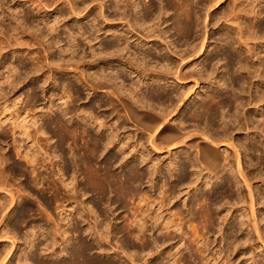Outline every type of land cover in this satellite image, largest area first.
<instances>
[{"label": "bare ground", "instance_id": "6f19581e", "mask_svg": "<svg viewBox=\"0 0 264 264\" xmlns=\"http://www.w3.org/2000/svg\"><path fill=\"white\" fill-rule=\"evenodd\" d=\"M13 1L17 4V7L15 8L11 5L13 12L9 17L8 28L4 29L0 25V58L4 52L8 51L13 58L24 57L25 60H32V66L26 67L21 64L18 68L11 67L12 70L9 71L8 75H5L4 71L0 72V144L3 149V144H8L12 135V148L16 153V157L23 158L34 169L32 171L33 176L30 177L27 185L22 187V184H17L16 182L14 169L4 167L11 160V155L5 151L0 152V253L2 250L7 252L0 264H12L13 257L17 255V253L13 252V246L17 242L18 227L24 223L27 215H36V209L33 205L25 204L19 206L18 202L24 201L30 196V191L34 187L44 184L45 181H50L53 184L51 188L56 192L55 203H60L59 207H63L62 211L68 219L67 224L64 225V228L62 218L57 221L47 214L49 218L45 219L51 225V227L48 226L50 233H41L39 236L34 235L32 239L27 236L25 238L28 245L27 249L23 254V258L19 255L20 258L18 257L19 262L17 264H114L113 262L100 261L94 257L92 255L94 244L83 240L82 237L88 235L96 240V236L103 237L104 231L110 232L111 229L112 231L114 229L119 233L122 228L118 225H112V222L100 221L97 212L91 209L90 212L95 213L96 220L90 222V225L88 224L85 229V224L82 225L81 223L85 222L86 219L83 218L82 212L74 206L78 202V197L84 194V190L95 194L93 207L97 208H102L106 202H109L107 201L108 196L114 192L117 194L116 196L121 197L119 203L127 209L129 207L128 204L126 205L128 197H136L138 199L136 206L133 207V210H130L132 219L129 220L130 223L128 225L125 224L123 226V230L128 235L140 240L143 243V250L148 249L151 251V247L159 244L158 239L149 233H159L161 236L169 237L171 241L175 239L173 234H179L180 244L185 243L187 253H169L166 258L162 257L163 259L157 264H195L196 258L199 264H237V261L232 257L234 250L241 251V247L238 248V246L254 242L251 241L250 233L248 232L246 234L242 233V236L246 238L244 243L238 240L239 232H243L242 226L246 225L245 216L239 212L238 217L241 220L230 225V220L232 218L233 220L238 219V217L229 215L230 218H228L226 215L222 219L227 222V226H222L224 223L223 221L219 222L216 210L211 209V206L207 207V203L206 205H203L204 202L202 203V200H204L216 205L220 197L227 199V201L236 200L234 195L240 197V183L237 181L238 178H233L234 170L248 188L252 204L250 226H252L257 241L264 244V227L262 226L263 229L261 227V222L264 219H259L256 215L257 208H255L257 204L264 205V193L262 191L264 188V180H262L264 172L261 171L256 174L254 171H246L244 169V163L248 164L250 168L254 167L256 159V166L257 164L260 166L264 165V58L261 57L264 52V46L261 44L264 42V25L259 24L260 17L263 14L260 7H262L261 4L264 3V0H231V4L221 11V16H218L217 12L210 15V10L222 7L228 0H199V2L197 0H147L143 6H141L142 1L140 0H134V2L130 0H113L115 8L120 11L119 18L127 20L128 28H123L120 32L114 25L110 26L108 28L109 32H111L109 36L113 40L110 43H105L103 41L105 33H101L100 28H93L95 34L80 27L79 34H77L80 36L75 34L69 37L70 43L69 48L66 47L67 49L61 45L60 36H57V34L53 36L54 32L60 28V20L57 17L55 21L51 22V14L45 12L48 7L53 5H56V8L70 5V10L77 16L81 12V7L76 0H29V7H32V11L35 12L25 14L21 18L17 17L16 13L20 12L19 8L26 5L28 1ZM100 5L101 8L108 6L107 2L104 1ZM210 5H212L211 9L209 8ZM197 7L200 8V12L197 11ZM58 11L60 15H64L63 10L60 9ZM171 11L173 13L171 15L168 13L165 21L173 20L174 31L186 39L192 36L194 28L200 25L203 17L205 37L201 45L193 46L192 54L187 55L185 53L180 56L175 70L167 63L164 65V70H161L157 77H152L151 69L142 63L124 58L120 53L128 50L129 43L135 42L139 48L149 45V41L140 35L141 29L146 31L147 37L156 36L162 41L166 49H170L171 46L166 36L167 30H160L157 25L154 28L146 26V24L159 20L161 13L164 14ZM90 16V13H88L85 18ZM112 16H116V14ZM35 17L42 19V22L45 23L44 28L29 25L30 19ZM101 17L106 21L110 18V15L102 13ZM219 18H223L226 22L236 24L239 27L236 32L237 39L233 38L231 40L230 47L228 46L229 42L227 44L229 40L223 43L220 47L221 53L216 56L218 62H225L224 65L227 68L226 80L236 87L235 92L232 94H220V92L206 91L203 95L201 94L202 97L200 98L201 100L198 99L199 102L190 103L187 105L188 107L183 115L178 116L179 104H174V102L176 99L179 102L184 100L182 99L184 91L181 90L180 94H174V90H171V88L177 84L182 85L188 80H195L197 85L199 84V79L202 80L204 71L208 69L206 63L209 56L207 55L204 58L203 68L200 70L194 69L197 70L194 72L190 67L193 62L191 55L197 57L198 54L206 53L205 41L209 27L206 22L208 19L211 22L212 19ZM252 22L255 24L254 26H252ZM229 36L231 38L233 35ZM79 37L89 39L90 42L94 41L95 43L90 45L92 49L98 45L100 49L107 53L115 54L120 62L116 68L121 67L124 71L130 73L132 77L137 78L135 90H146L141 91L142 93H140V96L138 95L139 97L134 94L135 92H130L129 96L126 93L128 90L126 91L125 88L117 83L119 78L118 71L114 75H110L106 73L103 66L99 68L100 70L97 69L101 72L100 76L89 72V69L98 67L101 62L95 63V61L75 59L76 52L82 47V41L78 39ZM124 42H127L125 46H123ZM57 45L60 54L67 51L73 56H69V61L65 67L61 65L56 68L57 71L56 73L54 72L55 76L53 77L50 74V70H48V73L45 69H51V66L54 65V58L51 52ZM25 46H37L39 52H34L33 50L27 52L22 48ZM234 49L238 50V52H234ZM60 60L62 61L63 59ZM1 61L0 59V64ZM23 73H25V76H23ZM70 75L88 87L93 93L98 90L105 91L109 96V100L105 103L106 106L113 110H122L127 122L143 133L152 149H166L169 153L172 150L180 149L183 151L171 158L169 166L165 165L163 161H154L150 153L138 151L131 153L132 157L138 158L137 161L134 159H132L134 161H128L127 157L130 154L127 156L122 153L125 147L119 148L120 155L117 153L111 155L110 151L113 150V146L117 147L116 143L119 141H117L118 133L112 130L113 127L111 128L108 124L107 116L96 113L90 105L85 106L83 109L78 108L74 105L73 100H65L62 104L51 105L46 111L37 112L38 114L34 113L32 123L28 122L29 113V118L24 117L20 121L21 111H14L16 102L11 101L12 97H14L13 95L19 90V85L27 81L28 78L37 82V86L29 94V97L32 96L31 105L34 106L39 102V91L45 92L48 82L50 83L55 78L54 83L56 84L59 81L56 76L64 77ZM154 83H160V86L155 88L153 87ZM68 85L71 86L70 91L74 90L80 97L76 85L72 82H69ZM136 92L139 94V91ZM68 94V98H71L70 92ZM65 95H67L66 91L59 99L63 100ZM155 103L161 107L159 108V113L155 111ZM248 106L257 108L255 115L248 114L249 111L246 109ZM84 111H89L91 120L87 119L85 113H83ZM79 112L83 115L80 116ZM188 120L205 122L208 127L215 131V134L209 133L210 129L207 131L205 128H186ZM9 121L11 122L8 123ZM127 122L125 126L128 125ZM6 124L9 127H6ZM244 129L248 133L246 136H240ZM20 136L21 138L24 137L27 142L29 141L28 143H32L30 148L28 147L29 151H21V145L18 144ZM53 136L57 137V141H55L57 145H51ZM53 147L57 148L58 153L52 152L48 156L53 159L60 158L57 161L58 163L55 161L56 163L54 162L53 164L54 166H59V184L54 180L56 174L53 170V175L51 174L53 179H49L50 176H34L38 163L46 167L44 163L47 162L46 158L48 156L40 158L41 151L48 148L50 150ZM222 149L227 150V155L224 154ZM8 150L10 149L8 148ZM65 150H83V153L73 151L71 156H68ZM106 150H108L107 155L110 154L111 156H105V163L100 164L99 159ZM232 150H234L233 155L229 154V151ZM30 151H32V156L29 155ZM45 153L47 154V152ZM244 156L245 162L243 161ZM230 161L235 163V169H233L234 167L232 168L233 164ZM36 162L38 163L36 164ZM103 162L102 160L101 163ZM151 163L152 165L149 167L148 164ZM144 165L148 168L145 169ZM114 167L118 170H114ZM80 171L86 178V183L83 187L75 182V174ZM204 171L208 173V177L215 178L212 184L204 180V186L209 188L211 192L215 191L213 196L205 193L204 189H201L203 190L201 191L196 186L197 189L194 194H197V197L195 196L198 198V200L196 199L197 202L189 204L188 201L184 203V200L182 202L184 203L183 206L177 205L178 197L182 193L185 194V190L182 188L185 186L191 187L193 184L195 186ZM71 172H73V175H71ZM228 172H232V176H229ZM70 179L71 181H69ZM147 180H150L155 188L162 183L158 189H153L155 190L154 194L151 192V188L145 189L144 185ZM254 181L262 182L254 183ZM61 187L66 192H62ZM149 191L151 193L147 194ZM3 192H7V195L1 196ZM80 204L83 205L84 202L80 201ZM216 207L218 206L216 205ZM153 208L156 215L151 212ZM84 209H86V206L82 208V211ZM217 211L219 212V210ZM105 212L102 215H105ZM40 214L42 215V213ZM35 226L33 225L34 228ZM214 229L215 232L218 230L221 233L220 237L223 239L222 242H224L222 247L213 246L216 241L212 242L211 237L213 235H210L212 234L210 231H214ZM49 234L51 237L48 236ZM44 237L45 239L41 242ZM5 239L12 240V247H10L11 245L9 246L10 250H7V243H3ZM97 243L101 244L98 240ZM124 243L125 248L130 247L129 242L125 241ZM166 244L167 242L163 241L161 247ZM170 245L173 248L175 246L173 244ZM50 246L53 247L51 251H49ZM193 255L196 258L193 259ZM254 255L244 261L247 260V264L248 262H251V264H264V259L259 260V257L257 259ZM39 256L56 258L52 262H47L46 260H41ZM125 256L127 255L125 254ZM60 257L65 258L64 260H58ZM130 260L132 261V259ZM133 262V264H136L134 258Z\"/></svg>", "mask_w": 264, "mask_h": 264}, {"label": "rangeland", "instance_id": "374dc122", "mask_svg": "<svg viewBox=\"0 0 264 264\" xmlns=\"http://www.w3.org/2000/svg\"><path fill=\"white\" fill-rule=\"evenodd\" d=\"M26 1H28V3L26 5H24L22 8H19L20 12L16 13L17 17L21 18L25 14H30V13L35 12V11H32L33 10L32 7H29V4H30L29 0H26ZM76 1H77L78 5L81 7V12L77 16L74 15L72 13V11L70 10V5L59 6L57 8H56V5H53L51 7H48L46 12H45V13L51 14V22L55 21V19L57 17H58V20H60V26H59L60 28L54 32L53 36H56V34H57V36H60L59 39L61 40V45L63 47L65 46V48L66 47L69 48V43H70L69 37H71L72 35L76 34V36H80V35H77V34H79V31H80L79 28L80 27H83V30H90L91 33H95L93 28H95V27L100 28L101 33H103V32L105 33L103 35V41L105 43H110L113 40V38L109 36L111 32H109L108 28L110 26L114 25L115 28H117L120 32L123 30V28H128V25L126 24L127 20L126 19L122 20L119 18V12L120 11H118L115 8V4L113 3V0H98L95 2L93 0H76ZM102 1L107 2L108 6H106V8H101L100 3ZM130 1L134 2V0H130ZM140 1H142L141 6H143L145 4V2H147V0H140ZM197 1L199 2V0H197ZM14 4H15V2L13 0H0V25L3 26L4 29L8 28L9 17L11 16V13L13 12V10L11 9V5L14 6L15 8L17 7V4H15V5ZM230 4H231V0H228L227 3L223 4V6H222L223 8L220 7V8H212L211 9V6L213 4L210 5L209 6V8L211 9V10L209 9L210 15L217 12L218 16H221V11H223L224 8H227ZM261 6L262 7H260V10L262 9L263 14L260 17V23L259 24L264 25V9H263L264 3H262ZM258 7H259V5H258ZM60 9L64 11V15L59 14L60 12L58 10H60ZM28 11H29V13H28ZM197 11L200 12V8L197 7ZM88 13H90L91 16L87 17L88 18L87 19V18H85V16ZM102 13L103 14L106 13V14L110 15V18L108 20L104 21L101 17ZM168 13L171 15L173 13V11L166 12L164 14L161 13V16H160L161 18L159 19L160 21L155 20V21L149 22L146 24V26L155 28L157 25L160 30H167L166 36H167V41H169L170 46H171L170 49H166V47H164L165 45H163L162 41L159 40L156 36H151L152 38L147 37L146 31L141 29L140 35L144 39H147V41H149V45H147L148 47L146 46L143 48H139L135 44V42L129 43L128 50H125L122 53H120L121 56H123L124 58H126L128 60H133L135 62L142 63L144 66H147L152 71V77H157L158 73L161 70H164V65L167 63H169L170 66L175 70L180 56L182 54H185V53L187 55L192 54L191 50H193V46L201 45L203 43V40L205 37V27H204L205 23L203 22V17H202V21H200V25H198L197 27L194 28V32H193L192 36L189 39H186L174 31L173 25H172L173 20H169L167 22L165 21ZM113 14H116V16H112ZM94 19H96V20H94ZM44 24L45 23L42 22V19H40L38 17H35L33 19L31 18L29 21L30 26L33 25L35 27L39 26V27L44 28L45 27ZM206 24L209 26L207 29V31H208L207 35L208 36H207L206 41H205V48L207 49V51L205 54H198L197 57H194V55H191V59L193 62H192L190 67H191V70L193 69L194 72H196L197 70H200L201 68H203L204 58L208 55L209 58H208V62L206 63L208 65V69L206 71H204V75H203L204 77L202 78V80L199 79V84L196 85L195 80H192V81L188 80L182 85L177 84L171 88V90H174V94H177V93L180 94L181 90L184 91V95L182 97V99H184V100L182 102H179V100L176 99L174 102V104L175 103L179 104L178 111H177L178 116L183 115L186 108L188 107L187 105H189L190 103L199 102V100H201L200 98L202 97L203 93L206 91H208V92L212 91L213 93H217V92L219 93L220 92V94L221 93L232 94L235 92V89H236V87L232 86L226 80L227 68L224 65L225 62L224 61L218 62V60L216 59V56L221 53L220 47L223 43H226V41L229 40V41H227V44L229 42V44H228V46H229V45H231L230 42L233 38L237 39L236 38L237 37L236 32L238 31L239 27L236 24L226 22V20L223 18L212 19L211 22L208 19ZM251 24H252V26L255 25L253 22ZM108 32H109V34H108ZM151 35H153V33H151ZM155 35H157V34H155ZM229 35H231V36L233 35V36L230 38ZM80 38L81 37H79L78 39L82 41V47L76 52V54H75L76 57L74 56L75 59H82L84 61H95V63L101 62V64L99 65L100 67L98 66L96 68H91L93 70L89 69L90 70L89 72H91L92 74L95 73L94 75L100 76L101 72L98 70H100L99 68H101L103 66H104L103 68L105 69L107 74L114 75V73L116 71H118L119 78H118L117 83H118V85L125 88L126 91L128 90L126 93L129 96H130V94H129L130 92L131 93L135 92L134 94H136V96L139 97L141 95L140 93H142L143 91L146 90L145 87H144L145 90H143V89L141 90L142 92L140 90H135V88L137 87L136 86L137 85V78L132 77L130 75V73L124 71V69L121 67L116 68V66H119L120 62L118 61L115 54L107 53L106 51L100 49L98 47V45H96V47L94 46V48L92 49L90 45L95 43L94 41L90 42L89 39H86L83 37L85 39L84 40L83 38H81V39ZM126 44H127V42H124L123 46H125ZM261 44H262V46H264V42ZM57 47H58V45L55 46L51 52L53 54L55 66L52 65L51 69L50 68L45 69L48 73H49L48 70H50V72H51L50 74L53 77L55 76V73L57 71L56 68H58V66H61V65H63V67H65L69 61L68 60L69 56H71V55L73 56V54L70 55L67 51L60 54ZM22 48L24 50H26L27 52H29V50L30 51L33 50L34 52H37V51L39 52V50H37V46H34V47L33 46L26 47L25 46ZM234 52H238V50L234 49ZM7 53H8V51L4 52L0 58L2 60L1 64H0V72L4 71L5 75H8L9 71L12 70L13 67L18 68L21 64L26 66V67L32 66V63H31L32 60H27V59L25 60L24 57L13 58L9 53L8 54ZM42 54H43V52H42ZM263 55H264V52L262 53V56H261L262 58H264ZM168 56H170L169 58H171L170 61H169ZM22 59H23V61H22ZM60 59H63V60L61 61ZM194 69H197V70H194ZM23 76H25V73H23ZM56 77H58V79H59V81L56 84L54 83V81L56 79L53 78V80L50 83L48 82L49 86L47 85L45 92L39 91V93H38L39 102L34 106L31 105L32 104V101H31L32 96L30 95L31 97H29V94L32 93V89H35V87L37 86V82H35L34 79L32 80V79L28 78L27 81H25L24 83L19 85L20 86L18 88L19 90L17 91V93L15 95H13L14 97H12L11 101L16 102V106L14 107L13 110L17 111V112L21 111L20 114H22V116H21L20 121H22L24 119V117L29 118V116H30V118L28 119V122L32 123V116L34 115V113L38 114L41 111H46L47 109L50 108L51 105L62 104L65 100H68V101L73 100L74 105L77 106L78 108L83 109L85 106L90 105V107H93V109L95 110L96 113L98 112L101 114H105L107 116V119L109 120L108 124L111 126V128L113 127L112 130H114L115 132L118 133L117 141H119L116 143L117 147L113 146V150L110 151L112 153L111 155L116 154V153L120 155L121 153L119 152V148L125 147V149L122 150V153L126 154L127 156H128V154H130L127 157L128 161H130L132 159L137 161L138 158L132 157V154H133V152L138 151V152L150 153L152 155L154 161H156V160L160 161V162L163 161L165 165H168L171 161V158H173L174 155L176 156L180 153V151L181 152L183 151V150L179 149V150H172V151H170L171 153H169V151L166 149L165 150L152 149L150 147L147 139L143 135V133L140 130L135 129L133 126H131V124H129L127 122V119L125 118V114L122 110H113L112 108L106 106L105 103H106V101L109 100V96L105 93V91L98 90L97 92L93 93V91L91 92L88 89V87H86L82 83L78 82L75 78H73L72 75L64 76V77L63 76H56ZM69 82H72L76 85V87L80 93V97L74 90L70 91L71 86L68 85ZM225 82H227V83H225ZM159 86H160V83H154L153 84V87H155V88H158ZM202 90H204V91L202 92ZM218 90H221V91H218ZM64 91H66L67 95H65L63 100H60L59 97L64 93ZM136 91H139V94ZM69 92H70L71 98H68ZM100 105H102V106H100ZM33 107H35V108H33ZM154 107L157 109V110L155 109V111L159 113V111H160L159 108H161V107H159L157 103L154 104ZM252 108H254V109H252ZM246 109H247V111H249L248 114H254V115L256 114L255 110L257 108L255 106H248V107H246ZM83 113H85L88 120H91V116L89 114V111L88 112L84 111ZM79 115L82 116L83 114L81 112H79ZM10 122L11 121H9L8 123H10ZM126 122L128 123V125L125 126ZM7 124L5 126L9 127ZM186 128H190V129H195V128L196 129L197 128L203 129V128H205L207 131H209V129H210L209 133L215 134V131H213V129L208 127L205 122H199L196 120H188L186 123ZM31 131H32V128H31ZM247 133H248L247 130L244 129L242 131V134H240V136H246ZM10 137L11 138L9 139L8 144L7 143L3 144L4 150L2 149V145L0 144V152L2 153L3 151H5V152H8L9 155H11V160L9 161V163L7 165H4V167L13 168L14 174L16 176L15 179L17 180L16 181L17 184H22V187H25L27 185L30 177L33 176L32 171H33L34 167L32 165H28L27 162L25 160H23V158H19L18 156L16 157V153L12 148L13 137H12V135ZM22 139L25 141H23ZM19 140H21V141H19ZM55 141H57V137L53 136V138L51 140V145H57V143ZM28 142L24 137L21 138V136H20V138H18V144L21 145V151L22 152L29 151V148L32 145V143L30 144ZM8 148L10 150H8ZM11 149H12V151H11ZM65 151L68 154V156H71L72 152L73 151L75 152L77 150H65ZM184 151H186V150H184ZM222 151L224 152V154L227 155V150L222 149ZM45 152H47V154ZM52 152L58 153L57 148L53 147L50 150H49V148L47 150L44 149L43 151H41L39 157L40 158L47 157L49 155V153H52ZM77 152L83 153V150H78ZM229 152H228L229 154H232V155L234 154V150L229 151ZM1 153H0V156H1ZM105 153H106V155H105ZM105 153L99 159L100 164L105 163V159H104L105 156H107V157L111 156L110 154L107 155L108 150H106ZM29 155L32 156V151H30ZM192 156H194V155L192 154ZM59 160H60V158H57V159L54 158L53 159L52 157L48 156L46 158V161L48 163L47 162L44 163L46 167L40 165L41 163L36 162V164L38 163L39 165L36 166L34 176H36V175H39L40 177L41 176L42 177L43 176H46V177L50 176L49 179L50 178L53 179V176H51L52 170H53L56 174L54 176V178H55L54 180L56 182H58V184H59L60 183V181H59V176H60L59 173L60 172L58 170L59 166L53 165L55 161L57 162ZM102 160L104 161L103 163H101ZM134 160H132V161H134ZM243 161L245 162V156L243 157ZM254 162H255V166L251 167V168L248 166V164L244 163V169H246V171H254L256 174L260 173L261 171L264 172L263 171L264 165L260 166L259 164H257V166H256L257 159ZM231 163L233 164L232 168L234 167L233 169H235L236 168L235 163L234 162H231ZM232 164H230V165H232ZM150 165H152V163L148 164L149 167H150ZM143 167L145 169L148 168L146 165H144ZM115 169L116 168L114 167V170ZM116 170H118V169H116ZM234 173H235V170H234ZM234 173H233V178H235V179L238 178L237 181L240 183L239 184V187H240L239 196L240 197H238V195H236V196L234 195V199H236V200L231 199L228 201H227V199L220 197L216 203V205L218 207H216V205H214V204H210L208 201L205 202L204 200H202V203L204 202L203 205H206V203H207V207L211 206L210 207L211 209H213L214 211L216 210V212L218 213V216H219L218 217L219 222L223 221L224 219H222V218L225 217L226 215H227L226 217H228V218H230V216L231 217H234V216L238 217L240 214L239 212H241L245 216V219L244 218L243 219L246 220L245 223L247 226L246 225L242 226L243 232H239L238 240H240L241 243H244V240H246V238H244V236H242V233L246 234L248 232V233H250L249 237H251V241H254V242L242 244L244 247L241 245L238 246V248L241 247V249H240L241 251L234 250V254L232 257L234 258V260L237 261V264H247V260L252 257L251 255H254V254H255L254 256H256L257 259H258V257H259V260L264 259V244L257 241V238L255 237V233L252 230V226H250L251 225L250 221H252V219H251L252 218V215H251V213H252L251 205L252 204H251L250 194H249L248 188L245 186L241 177H239V175L237 173H235V174ZM231 174H232V172L231 173L228 172L229 176ZM71 175H73V172H71ZM13 178H14V176H13ZM204 180L209 182L210 184H212V182H214L215 178L208 177V173L204 171V173L201 176V179L195 184V186H193L194 185L193 184L191 187L185 186L184 188H182L185 190L184 191L185 194L182 193V195H180V197H178L177 205L183 206L184 203H187V201L189 204L197 202V200H198V198H196L197 194L196 195L194 194V192L197 189L196 186H198V188H200V190L204 189L205 193L213 196L215 191H212V192L209 191V188H206L204 186V182H205ZM262 180H264V177ZM69 181H71V179ZM75 182L77 184H79L81 187H83L84 184L86 183V178H85L84 174L81 173V171L78 172L77 174H75ZM259 182L261 183L262 181H257V182L254 181V183H259ZM161 184H159V185H161ZM159 185L155 188L152 185L151 181L147 180L144 187H146L145 189L151 188V192L154 194L155 190L159 188ZM52 186H53V184H51L50 181H45L44 184L42 183L41 185L34 187V189H32L31 191L29 190L30 196H28L24 201L18 202L19 206H22L25 204H30L31 206L33 205V207L36 209V215H34V216L27 215L25 217L24 223H22L18 227L17 242H16L17 245L15 244V246H13V249H14L13 252L17 253V255L13 257L12 264L13 263L17 264L19 262V258L20 257L23 258V254L27 249L26 247L28 246L26 239H25L27 236L30 239H32V237L34 235L39 236L41 233H48V232L50 233L49 227H51V225H49L48 221L46 220L47 218H49V217H47V214L51 215L52 218L56 219L57 221H60V219L62 218L63 219L62 225L65 228L64 225L67 224L68 219H67L66 214L63 213V211H62L63 207L62 206L59 207L60 203H57V202H56L57 204L55 203L56 192L51 188ZM61 188H62L61 189L62 192H64L65 189H63V187H61ZM153 189H155V190H153ZM29 191H28V193H29ZM201 191H203V190H201ZM262 191L264 193V188L262 189ZM151 192L149 191L147 194H149ZM83 193L84 194L80 195L77 199L79 203L78 202H77V204L75 203L76 205L74 204V206H75V208H78V210L82 212L83 218L86 219L85 222L81 223L82 225L85 224L84 225L85 229L88 227V224L90 225V222H94L96 220L95 213L90 212L91 209H94V211L97 212V216L99 217L100 221L112 222V225H114V226L118 225L120 228H122L119 233L116 232L114 229H113V231L111 229L110 232L104 231L102 234L103 235L102 238H101V236L95 235L96 240H94V238H91L88 235H84V237H82L83 240L94 244L95 247H94V250L92 251V255L94 257H96L97 259H99L100 261L103 260V262H113L114 264H133L134 263L133 258H134L136 260V264H157L163 258H166L169 253H175V252H184V253L186 252L187 253L186 248H185V243L180 244L179 234H177V235L173 234V236H175V239L173 241H171L169 239V237L161 236V234H159V233H155V234L149 233L150 235L152 234L153 236H155L158 239L159 244L157 246L155 245V246L151 247V251H149L148 249H146L147 250L146 251V250H143V243L140 242V240L136 239V237H134V236L128 235L127 232L125 230H123V226L125 224L128 225L130 223L129 220L132 219V215H131L130 210L131 209L133 210V207H135L136 203L138 202L137 201L138 199H136V197L135 198L134 197H128V201H127L126 205L128 204L129 207L127 209V208H124V206L121 205V203H119V200L121 197L116 196L117 194L115 192L110 193L108 196V199H107V201H109V202H106L105 205L102 206V208H97L95 206L93 207V205H94L93 201L95 199V194H93V192H89V191H85V190L83 191ZM145 193H146V191H145ZM1 194H2L1 196H5V194L7 195V192L6 193L3 192ZM189 196H192V197H189ZM184 200H185V202H184ZM53 201H54V203H53ZM80 201L81 202L83 201L84 204L81 205ZM182 202H184V203H182ZM85 206H86V209H84V211H82V208H85ZM221 206H222V208H220ZM255 208H257V214L256 215L259 217V219L260 220L262 218L264 219V205L257 204ZM217 210H219L220 213ZM104 211H106L105 212L106 214L102 215L104 213ZM151 212L153 215H156L154 208L152 209ZM40 213H42V215ZM247 214H249V215H247ZM78 218L80 219V217H78ZM239 220H241L239 217H238V219H234V220L232 218L230 220L229 224L232 225V223H236V222L238 223ZM81 221H82V219H81ZM51 222H53V221H51ZM223 223H224V225L222 224V226H227L226 221H223ZM33 225H36L35 228L33 227ZM262 226L264 227V221L261 222V227ZM263 227H262V229H263ZM218 228L219 227L217 226V229ZM218 230H216V232H215V229H214V231L211 230L212 232L210 231V233H212V234H210V235L211 236L213 235V236L212 237L210 236V237H211L212 242L216 241L215 243H213L214 244L213 246H216V247L221 246L222 247L224 242H222L223 239L220 237L221 233H219ZM48 236H50V234ZM50 237H49V240H50ZM44 239H45V237L42 238L41 242H43ZM97 240L101 243L100 245L97 243ZM125 241L130 243V245L128 244L130 246L129 248H127V247L125 248V243H124ZM163 241H166L167 244L161 247V244ZM3 243H5L8 246L7 250L11 249V248H9L10 245H11L10 247H12V240L11 239H9V240L5 239L3 241ZM170 244L175 245L174 248ZM178 244H180V245H178ZM2 248H3V246H2ZM52 249H53V247L50 246L49 251H51ZM103 249H105L106 251ZM243 251H244V253H242ZM6 253L7 252H4L2 250V252L0 253V261L4 259ZM125 254L127 256H125ZM19 255H21V256L19 257ZM179 255H178V257H179ZM65 257L67 258V256H65ZM65 257H60L58 260H60V259L64 260ZM39 258L41 260H46L47 262H52V261H54V258H56V257L52 258L51 256H49V257L39 256ZM194 258H196V256L194 257V255H193V259ZM130 259H132V261ZM245 259H247V260L244 261ZM195 264H199V261L197 258H196ZM248 264H251V262H248Z\"/></svg>", "mask_w": 264, "mask_h": 264}]
</instances>
